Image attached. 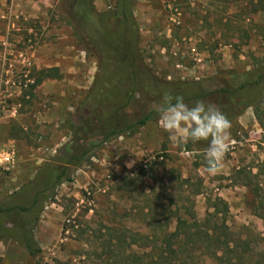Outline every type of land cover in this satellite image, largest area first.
<instances>
[{"label": "rangeland", "instance_id": "obj_1", "mask_svg": "<svg viewBox=\"0 0 264 264\" xmlns=\"http://www.w3.org/2000/svg\"><path fill=\"white\" fill-rule=\"evenodd\" d=\"M100 1V11L114 4ZM144 3L150 16L139 17L138 47L143 63L158 78L203 79L213 88L233 72L264 64V0ZM65 4L60 0L62 12L50 20L63 29L72 55L59 64L62 77L44 79L32 95L15 96L9 103L15 115L0 119V142L8 132L21 133L18 123L25 126L24 137L12 143L21 158L1 177L0 198L35 175L44 162L67 154L72 135L67 125L77 123L72 114L94 82L96 58L87 51ZM31 74L35 79L33 69ZM157 106L136 93L124 112L132 119ZM261 106L260 120L248 106L230 123V148L214 174L206 170L203 150L187 148L180 134L164 131L158 119L104 143L45 203L35 229L41 252L32 257L14 241L0 242V264H119L130 251L126 243L133 239L131 234L148 237H134L138 243L131 249L142 251L141 246L153 243L164 230L157 221L167 222L172 230L177 217L199 221L207 210L213 211L208 206L214 202L226 238L256 237L263 242L257 251L264 256V223L252 211L257 192L264 196V102ZM184 264L211 261L195 258Z\"/></svg>", "mask_w": 264, "mask_h": 264}, {"label": "trees", "instance_id": "obj_2", "mask_svg": "<svg viewBox=\"0 0 264 264\" xmlns=\"http://www.w3.org/2000/svg\"><path fill=\"white\" fill-rule=\"evenodd\" d=\"M135 3L136 0H114L110 9L97 11L92 0H66L68 15L75 21L74 26L79 30L87 51L96 58L97 72L93 84L72 114L77 123L68 121L72 135L65 148L67 154L44 162L35 175L0 198V242L14 241L32 257L41 252L35 229L45 203L53 199L56 188L63 182H70L73 170L93 156L104 143L125 133L132 134L158 119L156 108L132 119L127 117L124 109L136 93L150 97L158 105L163 102L165 92L173 97L182 96L190 107L202 100L217 106L230 123L246 107L252 106L257 120L261 119L264 64L233 72L213 88H208L207 80L203 79L167 82L158 78L142 61L138 47L139 29L133 13ZM47 77L60 78L58 67L40 70L22 97L32 95V90ZM208 143L206 140L189 141L186 146L205 151ZM208 207L213 211L207 210L199 221L177 217L172 230H168L167 222L157 221V224L164 225V230L153 243L148 241L147 246H141L142 251L131 249L138 243L134 237L141 234H131L133 239L126 243L130 251L119 260V264H184L205 257L211 264H264V256L257 251L263 242L259 243L256 237L250 238L249 235L227 239L223 234L225 231L219 229L218 218H215L217 202ZM252 211L264 223V196H259L258 192L252 201ZM66 229L65 224L62 234ZM142 238L148 237L141 235L139 239Z\"/></svg>", "mask_w": 264, "mask_h": 264}, {"label": "crops", "instance_id": "obj_3", "mask_svg": "<svg viewBox=\"0 0 264 264\" xmlns=\"http://www.w3.org/2000/svg\"><path fill=\"white\" fill-rule=\"evenodd\" d=\"M144 1L136 0L137 3L133 7L137 23L140 20L139 17L146 19L150 16L146 11L150 7ZM195 1L207 3L209 0ZM111 3L112 0H109V4ZM59 4L60 0H0V41L7 39L15 50H23L29 54L33 61L32 69L36 75L40 70H46L51 67H58L59 69V64L64 60L72 59L63 29H57L56 26L50 23L51 15L62 12L58 6ZM102 4L100 0H94L93 2L97 11L101 10ZM13 13L19 17H13ZM66 27V29L69 28V26ZM30 31H33L35 36L29 35ZM28 36L32 37L33 43L27 42ZM3 53V48L0 44V59ZM59 73L62 77L60 69ZM17 125L21 133L17 136L15 133L9 134L8 132L5 137L6 140L0 142V147L12 148L18 162L21 156L12 143L16 137H24L25 126L21 122ZM3 126L0 123V128Z\"/></svg>", "mask_w": 264, "mask_h": 264}, {"label": "clouds", "instance_id": "obj_4", "mask_svg": "<svg viewBox=\"0 0 264 264\" xmlns=\"http://www.w3.org/2000/svg\"><path fill=\"white\" fill-rule=\"evenodd\" d=\"M160 126L171 135L180 134L183 143L208 141L203 153L207 172L214 174L230 148V121L215 105L198 100L193 106L182 96L173 97L165 92L163 102L155 109ZM186 125V127H182Z\"/></svg>", "mask_w": 264, "mask_h": 264}, {"label": "built area", "instance_id": "obj_5", "mask_svg": "<svg viewBox=\"0 0 264 264\" xmlns=\"http://www.w3.org/2000/svg\"><path fill=\"white\" fill-rule=\"evenodd\" d=\"M178 15L177 9H174ZM18 18L17 14H12ZM29 35L35 36L33 31ZM28 43H33L32 37L28 36ZM3 55L0 64V119L13 117L16 113L14 105L9 103L16 95L25 92L34 79L31 70L33 61L25 51L15 50L7 39L0 41ZM17 165V158L12 148L0 147V180L5 173H10ZM66 231V230H65Z\"/></svg>", "mask_w": 264, "mask_h": 264}]
</instances>
